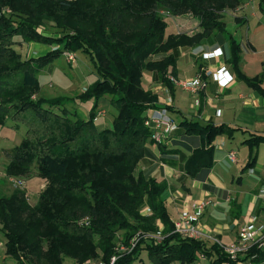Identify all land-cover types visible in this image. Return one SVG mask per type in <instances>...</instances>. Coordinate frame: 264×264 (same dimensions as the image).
<instances>
[{
    "label": "trees",
    "instance_id": "1",
    "mask_svg": "<svg viewBox=\"0 0 264 264\" xmlns=\"http://www.w3.org/2000/svg\"><path fill=\"white\" fill-rule=\"evenodd\" d=\"M240 4L241 0H0V126L25 128L21 142L6 152V173L27 176L36 164L47 180L34 206L22 190L11 196L0 191L6 255L19 264H64L67 258L77 264H111L113 256L114 264H145L146 251L153 264H194L200 257L208 264H247L250 256L264 264V246L231 260L217 243L174 232L164 196L168 181L137 170L142 159L153 155V145L166 163L178 154L165 143H155L145 125L149 109L174 108L159 103L158 95L143 87V73L151 72L153 81L173 96L170 76L175 75L177 49L198 45L217 31L227 34L223 15ZM259 7L264 13V0ZM185 14L197 18L202 30L192 36L167 34L166 18ZM46 21H53L62 35L40 32L38 27ZM228 38V64L264 97L262 79L241 71V45L229 33ZM19 42L58 48L26 59L16 49ZM67 51L87 54L97 79L76 96L39 95V72ZM107 96L115 111L109 127L97 122L96 114ZM89 100L94 103L87 119L66 106ZM178 131L175 145L192 149L184 163L185 176L213 189L206 181L214 164V141L222 134L233 138L239 129L184 117ZM243 143L250 149L244 171L255 167L264 134H251ZM157 232L163 236L160 241L150 236ZM134 239L138 241L130 248ZM118 245L129 248L118 251Z\"/></svg>",
    "mask_w": 264,
    "mask_h": 264
},
{
    "label": "crops",
    "instance_id": "2",
    "mask_svg": "<svg viewBox=\"0 0 264 264\" xmlns=\"http://www.w3.org/2000/svg\"><path fill=\"white\" fill-rule=\"evenodd\" d=\"M259 3L260 0H241L238 8L228 10L223 15L227 34L217 31L198 45L177 49L175 79L191 80L200 75L206 81L203 90L195 93L175 84L172 96L165 86L153 81L151 72L143 73V87L156 93L159 103L173 106L174 110L167 111L177 122L178 128L180 121L185 117L203 125L208 123L226 124L238 128L239 131L235 132L234 136L237 133H242L247 136L246 139L251 134H264V97L241 80L235 69L227 62L231 55L229 33L241 45L239 61L241 71L246 76L261 78L264 87V13L260 10ZM166 20L168 23L167 34L186 33L192 36L202 30L200 21L190 14L168 16ZM215 50L220 53L218 57H205L206 53ZM221 67H224L233 77L225 87L219 85L214 75ZM201 71H203L202 74ZM153 111L154 109H149L147 114ZM176 117L179 118V121ZM103 125L109 127V124ZM7 129L15 130L11 126H0V139L7 138ZM16 131L21 134L19 144L24 137L25 129L21 126ZM178 132L177 129L165 142L168 148L178 150V154L170 162L162 161L158 147L153 145L151 146L153 155L141 160L139 170H149L152 176L157 179L168 181L169 187L164 196L173 220L179 216L184 201H207L208 204L201 216V226L224 243L236 240L238 229L244 221L256 218L260 222L264 219V198L259 195L261 188L264 187V167L258 164L257 168L255 166L252 169H247L250 171L248 173L247 170H242L244 164L240 170L241 175L232 179V183L236 181L239 186H243L245 178L248 179V183H251L250 191L248 189L246 191L243 189L225 191L210 183L212 170L218 161L214 155V164L206 183L215 186L218 190L204 189V183L185 176L184 163L192 149L184 145H175L179 140ZM8 138L10 137L8 136ZM229 139L231 138L224 134L217 136L214 141L215 152L225 150L224 146ZM220 141L222 144H219ZM263 144L258 147V150ZM0 146L5 152L15 147L14 145L11 148L6 147L4 143ZM236 160L232 162H237ZM243 172H245L244 176ZM179 184H183L188 190L183 189ZM143 252L142 258L145 263L144 255L147 252ZM149 264L153 263L149 262Z\"/></svg>",
    "mask_w": 264,
    "mask_h": 264
},
{
    "label": "rangeland",
    "instance_id": "3",
    "mask_svg": "<svg viewBox=\"0 0 264 264\" xmlns=\"http://www.w3.org/2000/svg\"><path fill=\"white\" fill-rule=\"evenodd\" d=\"M38 30L45 34L54 35L56 37L62 35V31L57 28L56 24L53 21L44 22L38 27ZM56 48H58L57 45H49L36 42H19L18 44H16V49L21 53V56L26 59L45 55ZM64 53L53 63L47 65L39 72L38 78L41 84V91L39 95L45 97H56L61 95L76 96L79 93L84 92V90L97 79L95 66L87 54L81 51L73 52L75 55V61H69ZM149 73V71H146V74ZM108 97L109 96L101 99L99 108L96 109L98 118L97 122L102 124H109V126H112L115 111L111 106ZM93 103V100L85 102L71 101L68 102L66 106L69 109L76 111L79 116L87 119L90 115ZM177 120L179 121V118H177ZM6 132L10 138H8L7 136L5 140L0 139V145L4 143L6 147L11 148L13 145L15 146L16 144H18L21 139L20 132L10 129H7ZM246 138L247 136H244L242 133H237L233 138L226 141L227 143L224 146L225 150H218L217 152H215V157L218 161L215 164L214 169L212 170V176L210 178L211 184L223 188L225 191L242 189L244 191H246V189H248V191L251 190V183H248V179L246 178L243 186H239L236 181L232 183V179L234 177L236 179L241 175V167L246 164L249 158L250 149L248 145L242 143V141ZM219 144H222L221 141L219 142ZM231 150H234L236 152L237 162H232L228 159V153ZM258 156V163L257 165H255L256 168L259 167L258 164L261 165V167H264V144L261 146L260 150H257V157ZM9 162L10 159L7 157L4 149H2L0 146L1 193L5 196H11L16 190H22L25 192L29 204H31L32 206L36 205L39 200L40 194L46 187L47 180L40 175L36 164L33 166L31 173L27 176H8L6 173V167ZM137 170H139V165ZM248 173H250V171H248ZM244 175L245 172H243V176ZM179 185H182L181 187H183V189L188 190V188H186L183 184ZM210 186L213 187L211 191L214 189L218 190L215 186ZM183 203L185 204V201ZM5 242V236L0 233V264H19L14 258L6 255L4 251ZM207 242L211 244V241ZM144 256L145 264H149L150 261L148 260L147 254ZM87 262H85L84 264H88ZM69 263L77 264L70 258L65 259L64 264ZM208 263L209 262L206 258L200 257V259L194 264Z\"/></svg>",
    "mask_w": 264,
    "mask_h": 264
},
{
    "label": "built area",
    "instance_id": "4",
    "mask_svg": "<svg viewBox=\"0 0 264 264\" xmlns=\"http://www.w3.org/2000/svg\"><path fill=\"white\" fill-rule=\"evenodd\" d=\"M6 13H11V9H5ZM69 61H75V55L73 52L64 53ZM220 55L218 50L205 54L206 58L218 57ZM219 85L222 87L227 86L233 79L232 75L224 68L221 67L214 74ZM170 78L175 84L181 86L186 90L192 92H199L206 86V81L199 75L191 80H177L173 76ZM145 125L151 131V138L155 143H165L169 137L178 129L177 122L169 115L167 109H154L152 113L146 114ZM229 159L231 161L236 160V153L234 150L229 152ZM259 195L264 198V187L261 188ZM208 204L207 201H194L187 202L183 205L179 216L173 220L174 232L178 233L184 238H193L203 241H211V243L219 244L224 252L228 254L231 260L244 258L248 255L249 250L254 247L264 246V219L260 222L256 218L244 221L238 229V235L236 240L230 243H224L217 237H213L212 233L205 230L201 226V216ZM149 212V209L146 210ZM151 237L156 238L158 241L162 239L161 232L150 234ZM138 239L131 241L130 248L137 243ZM129 247L124 245H118V251H126ZM131 250V249H130ZM117 256L111 258V264H114ZM250 258L246 261L247 264H263V262H255ZM88 264H106L102 260L88 261ZM222 264H232L230 261H225Z\"/></svg>",
    "mask_w": 264,
    "mask_h": 264
}]
</instances>
